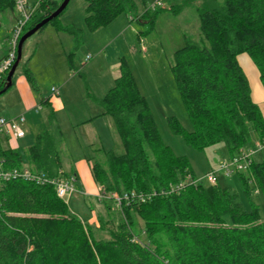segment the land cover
<instances>
[{"label": "trees", "instance_id": "16d2710c", "mask_svg": "<svg viewBox=\"0 0 264 264\" xmlns=\"http://www.w3.org/2000/svg\"><path fill=\"white\" fill-rule=\"evenodd\" d=\"M61 1L33 0L36 5L19 37ZM85 2L84 23L91 31L123 12L136 11L134 0ZM5 9L17 14L14 0H0V11ZM195 10L199 37H186L173 52L170 66L190 129L175 116L167 118L168 127L198 150L223 142L232 156L249 143L251 129L257 140L264 141V116L252 100L248 79L237 60L240 53L251 58L264 88V0H199ZM158 11L146 13L148 31ZM58 16L43 27L51 24L72 33L78 46L79 29L60 24ZM23 74L37 90L29 68L24 67ZM4 82L0 80V89ZM92 99L102 114L113 118L123 144L121 154L97 148L104 161L91 164L94 181L106 192L147 197L121 201L123 220L108 239H98L69 213L53 185L6 181L0 187V264H264V220L256 204L249 200L245 207L226 186L195 182L186 157L175 155L162 142L149 105L123 58L113 86L102 98ZM51 120L52 116L50 126L27 147L25 163L53 177L62 170V140ZM5 140L0 138L3 166H21V156L14 147H4ZM248 169L249 179L243 181L244 175L240 176L244 189L253 183L264 191V162L252 159ZM71 174L78 182L76 174ZM180 182L184 187L169 192ZM104 200L108 217L113 210ZM98 218L103 224L102 217Z\"/></svg>", "mask_w": 264, "mask_h": 264}, {"label": "rangeland", "instance_id": "374dc122", "mask_svg": "<svg viewBox=\"0 0 264 264\" xmlns=\"http://www.w3.org/2000/svg\"><path fill=\"white\" fill-rule=\"evenodd\" d=\"M134 2L136 11L129 14L134 21L128 20L130 25L122 34H117L118 26L115 25L117 21L124 19L127 13L123 12L119 15V19L115 20L114 24L91 31L84 24L85 0H69L58 16V21L66 26L79 27L78 46H75V43L74 46L71 45L70 36H68L69 46H66L64 40L60 43L53 38L42 39L41 29L26 38L22 45L19 63L12 75L13 85L0 95V116L24 113L25 122L22 127L25 136L10 139L11 145L21 156L22 165H26L27 147L38 132L34 120L30 122V118L34 115L33 110L28 108L25 111L19 104L20 96L23 94L29 95L36 107L43 97L57 99L61 106L64 104L59 108L55 105L54 108L56 123L64 140L60 147L63 170L67 171L69 166H74L79 159L85 158L86 154L90 169L95 161L103 163L102 150L97 149V146L88 147L90 142H99L105 149L112 150L115 154L123 152L122 140L113 118L109 115L95 116L99 113L100 107L92 99V96L102 97L113 84L114 70L110 66L123 58L133 74L140 93L149 105L162 142L168 145L175 155L186 157L195 175V182L211 185L205 180V176L213 172L217 180L212 185L226 186L236 193L245 207L248 206L249 200L254 202L260 220H264V191L253 183H249L244 189L241 182V175H244L243 181L249 179V165L242 171H233L228 175L220 169L223 161H230L235 157L238 159L242 149L248 148L254 150L252 153L254 161L264 162V141L257 140L254 130H250L249 143L230 156L223 142L198 150L188 144L182 135L172 133L168 127L167 118L175 116L185 129H190L187 114L173 82L170 66L173 63V52L184 44L186 37L193 39L199 37V23L195 10V3L199 0L185 4H182L184 0H134ZM178 7L180 8L177 12H172V9ZM156 10L160 11L155 15L153 28L148 31L144 23V19H147L146 13ZM17 17V14L14 15L9 9L0 11V56L7 53L11 46L12 29ZM138 31L141 32L138 35L140 38L136 36ZM238 60L248 79L251 97L264 115V90L255 64L246 53H240ZM24 67L32 72L37 90L23 78ZM52 87L58 89L57 95L51 92ZM37 112L39 114L37 119L40 117V120L44 121L49 112V105L41 104ZM91 116L95 117L83 122ZM5 139L3 146H10L8 139ZM63 170L59 172L63 173ZM99 187V191L93 194L85 189L81 191L76 189L61 200L65 201L69 213L76 215L82 221L83 227L91 231L95 238L108 239L111 230L123 220V216L116 199L109 197L110 192L104 191L100 185ZM103 191L107 196L100 199V194H104ZM102 200L111 205L113 210L108 217L106 215L109 212L105 211L106 207ZM99 216L102 217L103 224H100ZM108 218L110 220L106 222L105 219ZM138 222L142 226L141 221ZM135 231L140 239H144L142 231L138 228Z\"/></svg>", "mask_w": 264, "mask_h": 264}, {"label": "built area", "instance_id": "2783aa9c", "mask_svg": "<svg viewBox=\"0 0 264 264\" xmlns=\"http://www.w3.org/2000/svg\"><path fill=\"white\" fill-rule=\"evenodd\" d=\"M15 9L17 13L16 23L12 29L11 35V46L7 53L0 59V80L5 81V76L10 69L12 63L16 58V47L21 33L22 27L29 19L35 5L28 0H14ZM160 4V2H158ZM51 91L56 93L57 89L55 87L51 88ZM25 121L24 116L17 115L15 117L5 118L0 116V138L4 137L7 139H18L24 136L25 132L23 130V123ZM258 144V143H257ZM260 144V143H259ZM253 149L248 148L247 150L241 151L239 158H232L230 161H223L220 165L221 171L228 175L233 171H242L248 167L252 160ZM9 180H24L34 182L36 184H51L55 189V193L59 198H64L65 196L71 195L77 188V180L75 176L71 173L63 174L60 172L58 175L50 177L43 172H38L30 169L27 165H21L19 167L6 168L3 166L2 161H0V187L1 185ZM205 180L208 183H215L217 178L213 172H209L205 176ZM184 187V183L180 182L176 184L173 188L169 189L171 191H178L180 188ZM163 192V191H161ZM103 195L100 194V199L106 197V192L103 191ZM152 194H155L153 192ZM109 197L116 199L117 206H120L121 201L126 200H140L144 201L147 197L143 193L135 192H124L122 194L116 192L108 193Z\"/></svg>", "mask_w": 264, "mask_h": 264}, {"label": "crops", "instance_id": "0c3cea01", "mask_svg": "<svg viewBox=\"0 0 264 264\" xmlns=\"http://www.w3.org/2000/svg\"><path fill=\"white\" fill-rule=\"evenodd\" d=\"M121 14H123V13H121ZM121 14H119V15H121ZM118 15V16H119ZM116 17L114 20H112L109 24H107L106 26H109V25H112V24H114V21L115 20H117V19H119V17ZM131 22V21H134V19H132L131 18V16L128 14V15H125V18L124 19H120V21H117V23H116V25H115V27L116 26H118V31H117V34L119 33V34H122L128 27H129V21ZM136 21V20H135ZM138 21V20H137ZM60 22V21H59ZM138 22H141L140 20L138 21ZM60 24H61V22H60ZM85 24V23H84ZM50 25V27H48ZM63 25V24H62ZM65 25V24H64ZM105 26V27H106ZM104 27V26H103ZM46 28H50V29H46ZM78 29H79V27H77ZM99 29V28H98ZM42 31V39H45L46 37H47V39H55V40H57V41H59L60 43H62V41L64 40L65 41V43H66V46H69L70 45V42H69V37L68 36H70L71 38H72V41H71V45H73L74 46V35L72 34V33H70V32H68V31H65V30H59V29H57L54 25H51V24H48V25H46L45 27H43L42 29H41ZM97 30V29H96ZM66 34V35H65ZM139 34H141V32H139L138 31V33H137V38L139 37L138 35ZM65 36H67V37H65ZM140 38V37H139ZM110 41V40H109ZM109 41L107 42V43H109ZM106 43V44H107ZM73 49H74V47H73ZM6 53H3L1 56H0V59L5 55ZM249 57V56H248ZM250 58V57H249ZM251 59V58H250ZM237 60H238V56H237ZM252 61V60H251ZM238 62H239V60H238ZM253 62V61H252ZM240 64V63H239ZM254 64V63H253ZM73 65V64H72ZM71 67V66H70ZM111 69L112 70H114L113 71V83H114V80L119 76V74H120V61L118 60V62H116V63H114V64H112L111 66ZM256 67V66H255ZM257 69V68H256ZM258 71V70H257ZM23 78L26 80V81H28L27 79H26V77L24 76V74H23ZM258 78H259V74H258ZM260 81V80H259ZM31 84V83H30ZM13 85V84H12ZM32 86V85H31ZM113 86V84L105 91V93L111 88ZM261 86H262V84H261ZM263 87V86H262ZM33 88V87H32ZM37 89H38V87H37ZM57 89V88H56ZM51 90V89H50ZM263 90H264V88H263ZM25 91H26V89H25ZM27 92V91H26ZM52 92V91H51ZM5 93V92H4ZM53 94H58V89H57V92L56 93H54V92H52ZM105 93L103 94V96L105 95ZM102 96V97H103ZM92 97H95L96 99H100V98H102V97H100V98H97L96 96H92ZM253 100V99H252ZM32 103V104H31ZM59 100H57V99H51V98H49V97H43V98H41L39 101H38V106L36 107V105H33L34 104V102H31V98H30V96L29 95H27V94H23V96L21 95L20 96V102H19V104L21 105V107L22 108H24L25 109V111L26 110H28V108H30L29 110H33L32 112L34 113V115L30 118V122H33V120H34V126L37 128V133H39L40 131H42V130H44L45 128H47L48 126H50V116H52V124H53V126L58 130V132L60 133V135H61V131H60V129L58 128V126H57V123H56V119H55V105L57 106L56 108H59V107H63L64 106V104L61 106V104L59 103ZM95 103L100 107V111H99V113L97 114V115H95V116H102V115H106V114H102V108H101V106L95 101ZM41 104H48L49 105V112H48V114L46 115V119H44V121H41L40 120V117H38L39 119H37V116H39V114H38V109H40V105ZM33 105V106H32ZM30 106H32V107H30ZM261 110V109H260ZM24 113L22 112V115H23ZM263 114V113H262ZM17 115H21V113L20 114H9V115H6V116H1V117H5V118H10V117H15V116H17ZM24 116V115H23ZM95 116H91V117H89V118H87V119H85L83 122H85V121H88V120H90V119H92V118H94ZM264 116V115H263ZM25 122V121H24ZM37 133H35V135L37 134ZM35 135H34V137H35ZM24 136H25V134H24ZM23 136V137H24ZM22 138V137H21ZM19 139V138H18ZM34 139V138H33ZM60 139L62 140V145H63V142H64V140H63V138H62V135L60 136ZM8 141H9V144H10V146L11 147H14V146H12L11 145V142H12V140H10V139H8ZM33 141V140H32ZM32 143V142H31ZM102 147V148H104L105 149V147L104 146H102V144L101 143H94V142H90L89 144H88V147ZM15 148V147H14ZM85 158H81V159H79L78 160V162L74 165V166H69L68 167V169H67V171H65V169L63 170V171H65V172H67V173H75L76 174V176H77V179H78V182H77V189L79 190V191H81V190H83V189H85L86 191H88L89 193H96L97 191H99V189H100V187H99V184H97L94 180H93V177H92V172H91V169H90V166H89V161H88V159H87V154H86V156H84ZM63 164V163H62Z\"/></svg>", "mask_w": 264, "mask_h": 264}, {"label": "water", "instance_id": "95a60500", "mask_svg": "<svg viewBox=\"0 0 264 264\" xmlns=\"http://www.w3.org/2000/svg\"><path fill=\"white\" fill-rule=\"evenodd\" d=\"M69 0H62L58 7L52 11L48 16L41 19L39 22H37L32 28L25 31L18 39L17 47H16V58L14 62L12 63L10 69L8 70L6 76H5V82L3 87L0 89V94L4 91H6L11 85H12V75L19 63L20 57H21V49L24 41L27 37L38 31L41 27H43L47 22L55 18L59 15V13L66 7Z\"/></svg>", "mask_w": 264, "mask_h": 264}]
</instances>
